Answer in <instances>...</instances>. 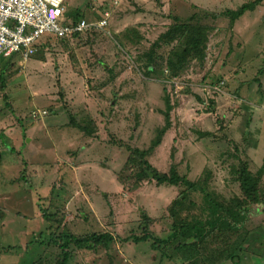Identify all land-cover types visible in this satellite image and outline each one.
<instances>
[{
    "label": "rangeland",
    "instance_id": "1",
    "mask_svg": "<svg viewBox=\"0 0 264 264\" xmlns=\"http://www.w3.org/2000/svg\"><path fill=\"white\" fill-rule=\"evenodd\" d=\"M242 2L64 0L66 21L80 15L93 22L104 10L112 12L107 31L94 33L97 38L86 33L79 43L71 39L69 44L43 35L40 42L47 46L26 60L19 54L0 57V264H29L56 255L40 244V235L50 233L42 209L54 215L53 227L56 221H74L84 231L114 237L107 253L79 251L72 264H179L170 250L173 256L161 257L149 242L121 240L139 235L145 217L154 236H167V208L182 187L143 181L130 190L119 177L130 175L122 172L126 148L147 149L164 125L165 95L172 105L171 126L148 156L155 169L167 173L174 166L194 181L208 168L216 191L228 197L239 194L229 170L239 152L251 171L260 167L264 70L257 75L264 65V8L232 27L220 16ZM192 16L208 28L203 60L192 58L175 79L164 73L158 79L145 77L136 64L137 49L149 48L166 26ZM244 25L246 31L238 30ZM133 27L142 37L137 49L120 36ZM71 118L80 125L91 119L94 134L84 135ZM251 218L239 264H264V206L254 208Z\"/></svg>",
    "mask_w": 264,
    "mask_h": 264
},
{
    "label": "trees",
    "instance_id": "2",
    "mask_svg": "<svg viewBox=\"0 0 264 264\" xmlns=\"http://www.w3.org/2000/svg\"><path fill=\"white\" fill-rule=\"evenodd\" d=\"M261 1L249 0L236 10L223 11L220 16L227 18L229 27H232L246 12L253 11ZM79 18H81L80 15L71 19V22ZM194 18V16L190 17L187 22L175 20L174 23L165 27L164 32L149 48H144L140 52L136 48L142 39L139 30L134 27L124 29L120 36L127 44L137 49L136 64L145 77L149 78L150 75H155L157 78V74L164 73L167 78L175 79L185 70L188 61L192 58L203 60L208 28L206 29L202 24L195 22ZM86 33L95 36L94 33L104 32L89 30L84 32V34ZM79 37L80 34L73 35L72 42L79 43ZM95 37L97 38V36ZM57 40L65 42L69 39ZM65 43L69 44L70 42ZM44 46L47 44L41 43L40 40L34 45L38 49H43ZM170 46H172L171 49ZM162 49H164V53L161 52ZM263 70L264 65L260 68L258 77ZM0 84L4 85L2 81ZM163 92L166 94L165 89ZM164 98L167 103L164 125L157 130L156 139L152 140L153 142L147 149L126 148L128 156L122 172H129L130 175L126 179L119 177V181L124 187L128 186L130 190L140 186L139 184L143 181H154L157 186H181L182 189L167 208L171 218L170 231L167 236H154L148 229L149 219L145 217L142 226H140L141 233L126 237L121 241H132L135 244L149 242L152 249L160 252L161 257L173 256L167 254L170 250L174 253L173 257L179 259V264H220L221 262L239 264L238 252L245 251L247 236L252 232L251 214L253 209L264 206V152L262 163L256 172L250 170L249 162L241 159V152H239L237 163L229 167L231 182L237 185L239 194H231L228 197L216 191L211 182L212 172L208 168H205L202 175L194 181H190L186 176H180L174 166H171L167 173L159 172L148 162V156L160 144L164 134L171 126L169 113L172 105L168 95H165ZM212 104L213 102L210 101L208 106L211 107ZM70 122L82 130L84 135L89 137L94 134L95 127L91 119L84 120L83 125L76 124L72 118ZM243 133L244 136L246 135L243 142L246 143L247 130ZM231 144L234 146V151L237 152L239 148L236 143ZM53 216L42 209L41 217L48 225L47 230L50 233L48 237L44 238L45 235L41 234L39 238H42L43 242L40 244L54 249L56 255L49 258L46 255L41 256L30 261L29 264H72L76 252L87 251L94 256L100 250L107 253L115 242L111 233L84 231V228L78 226L74 221L65 225L56 221L58 225L53 227L50 223ZM94 259L99 258L95 257Z\"/></svg>",
    "mask_w": 264,
    "mask_h": 264
},
{
    "label": "built area",
    "instance_id": "3",
    "mask_svg": "<svg viewBox=\"0 0 264 264\" xmlns=\"http://www.w3.org/2000/svg\"><path fill=\"white\" fill-rule=\"evenodd\" d=\"M63 13L64 0H0V57L19 54L26 60L35 54L34 45L43 35L72 39L89 30L105 32L111 18V12L104 10L96 21L79 18L71 22ZM43 114L34 112L33 116Z\"/></svg>",
    "mask_w": 264,
    "mask_h": 264
},
{
    "label": "crops",
    "instance_id": "4",
    "mask_svg": "<svg viewBox=\"0 0 264 264\" xmlns=\"http://www.w3.org/2000/svg\"><path fill=\"white\" fill-rule=\"evenodd\" d=\"M247 1H249V0H243V2L242 3H245V2H247ZM140 8H143L142 6H139ZM262 8H264V0H262L256 7H255V9L253 10V11H249V12H246L243 16H244V18H247L246 16L248 15V13H253L254 11H256V10H262ZM208 10V12H212L211 10H209V9H207ZM139 12H141V11H139ZM143 12V11H142ZM242 16V17H243ZM241 17V18H242ZM84 19V18H83ZM240 19V18H239ZM238 19V20H239ZM248 19V18H247ZM261 19H263L262 21L264 22V16H261ZM242 28H244V30L246 31L247 29H248V27L246 26V25H244L243 27H239L238 28V30L239 29H242ZM81 35H84V33H82V34H80V36ZM259 35V34H258ZM55 39H57V38H55ZM69 40H71V39H69ZM45 47V46H44ZM35 50L37 51L38 50V48H35ZM263 53H264V51H263ZM21 57V56H20ZM6 59V58H5ZM3 60H4V58H3ZM1 85V84H0ZM10 98V97H9ZM11 101V100H10Z\"/></svg>",
    "mask_w": 264,
    "mask_h": 264
}]
</instances>
